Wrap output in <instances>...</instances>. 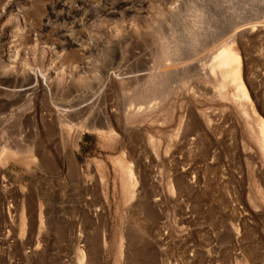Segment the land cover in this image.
I'll return each instance as SVG.
<instances>
[{"label": "rangeland", "instance_id": "374dc122", "mask_svg": "<svg viewBox=\"0 0 264 264\" xmlns=\"http://www.w3.org/2000/svg\"><path fill=\"white\" fill-rule=\"evenodd\" d=\"M0 264H264V0H0Z\"/></svg>", "mask_w": 264, "mask_h": 264}, {"label": "bare ground", "instance_id": "6f19581e", "mask_svg": "<svg viewBox=\"0 0 264 264\" xmlns=\"http://www.w3.org/2000/svg\"><path fill=\"white\" fill-rule=\"evenodd\" d=\"M236 57L237 56H235L232 53V50L228 48L226 50H223L212 60L213 63H211L212 66H210V71L211 72L212 70L218 71L223 81H227L228 78H230L229 80H231V78H234V80L238 81L239 80V63L237 60L238 58ZM242 93H240V95ZM83 127L90 131H96L98 130V128H102L103 126H101L100 124L96 125V124L85 123ZM105 127L107 128V126Z\"/></svg>", "mask_w": 264, "mask_h": 264}]
</instances>
